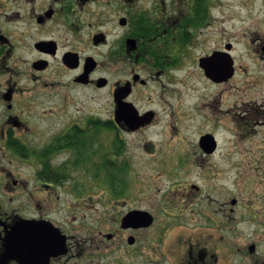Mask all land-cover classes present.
<instances>
[{"label":"flooded vegetation","instance_id":"af4514ba","mask_svg":"<svg viewBox=\"0 0 264 264\" xmlns=\"http://www.w3.org/2000/svg\"><path fill=\"white\" fill-rule=\"evenodd\" d=\"M219 7V0H0V264H264V193L211 200L192 184L151 194L132 183L127 157L141 145L134 134L177 122L176 77L193 60L189 49L210 40ZM248 19L247 37L196 57L208 82L226 85L238 73L235 44L264 62L261 19ZM214 52L227 60L220 82L199 66ZM79 96L97 106L86 109ZM216 116L243 138L260 133L264 95ZM201 136L196 156L205 161L214 153ZM169 156L181 160L163 168L161 158L157 169L179 175L193 155Z\"/></svg>","mask_w":264,"mask_h":264},{"label":"rangeland","instance_id":"374dc122","mask_svg":"<svg viewBox=\"0 0 264 264\" xmlns=\"http://www.w3.org/2000/svg\"><path fill=\"white\" fill-rule=\"evenodd\" d=\"M219 4L218 13L215 11L216 21L209 28L211 33L208 31L210 40L189 49L190 59L193 60L183 62L176 77L174 86L179 89L182 100L181 110L175 119L177 122L172 129L162 122L158 127L133 135L132 140L141 145L127 156L134 171L132 183L149 187L151 194L167 190L170 186L192 184L201 188L211 200H226L228 196L241 194L240 200L243 201L244 196V201H248L264 193V173L262 176L259 173L260 168L264 170V128L260 133L250 128L252 135L243 138L238 135V130L236 133L232 130V123L224 119L216 120L219 109L228 107L231 112L237 113L239 106L252 104L264 95V62L246 54L243 43L235 44L232 56L238 73L226 85H216L204 78L195 60L202 52L221 47L223 40L230 39L235 43L237 38L247 37L253 29L249 16L261 19V23L256 25L260 35H264V0H219ZM225 17L229 19L228 30H223ZM77 100L84 102L86 109L97 106V101L90 100L88 96H79ZM99 104L101 117L105 119L108 97L101 95ZM208 134L215 136L218 148L211 157H203L204 161L196 156L198 138ZM159 153L164 157L156 155ZM178 153L193 155L190 164L178 170L179 175L161 173L157 169L161 158L165 163L163 168H170L173 162L180 161L169 156ZM128 176H133L132 172ZM253 180H260L261 183L254 184ZM197 208L199 210L200 206Z\"/></svg>","mask_w":264,"mask_h":264},{"label":"water","instance_id":"95a60500","mask_svg":"<svg viewBox=\"0 0 264 264\" xmlns=\"http://www.w3.org/2000/svg\"><path fill=\"white\" fill-rule=\"evenodd\" d=\"M208 63V64H207ZM227 63V60L223 59L220 55L214 54L212 57L200 59V66L205 70L207 77L211 78L215 82L222 81L224 77V64ZM229 67L231 66V60L228 63ZM230 67V72H231ZM204 151L208 154L213 153L216 149V141L212 135H204L200 138L199 143ZM130 214L128 215V217Z\"/></svg>","mask_w":264,"mask_h":264}]
</instances>
